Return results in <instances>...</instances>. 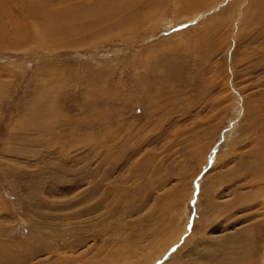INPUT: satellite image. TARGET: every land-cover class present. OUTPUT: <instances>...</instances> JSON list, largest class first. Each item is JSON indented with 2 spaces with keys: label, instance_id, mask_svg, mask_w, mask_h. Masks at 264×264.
<instances>
[{
  "label": "rangeland",
  "instance_id": "374dc122",
  "mask_svg": "<svg viewBox=\"0 0 264 264\" xmlns=\"http://www.w3.org/2000/svg\"><path fill=\"white\" fill-rule=\"evenodd\" d=\"M96 1L103 33L45 28ZM25 3L0 8V264H264V0Z\"/></svg>",
  "mask_w": 264,
  "mask_h": 264
},
{
  "label": "bare ground",
  "instance_id": "6f19581e",
  "mask_svg": "<svg viewBox=\"0 0 264 264\" xmlns=\"http://www.w3.org/2000/svg\"><path fill=\"white\" fill-rule=\"evenodd\" d=\"M9 1H11V0H9ZM15 1L16 2L18 1V2H21V3H25V2L27 3V4L25 3L27 5V7L23 8L22 11L24 9L25 10L27 9L28 10V12H27L28 14L27 15L30 16L31 18H35V19L41 20L40 19L41 17H45V16H41V17H39V16L41 15L40 13L43 12L42 11L43 7H45V5H43L42 3L48 2V0H15ZM4 2H6V0H0V8H1L2 11H4L8 7V6L4 7V5H3ZM101 7H102V5H99V3L96 1L95 6L93 7L92 11H90V12L89 11H86V12L82 11V10L86 9V6L77 7V9H75L73 11L69 8V10H71V11L64 10V11H61V12L60 11L49 12V13L53 14V15L51 14L53 19L51 21H46V22L44 21L45 24H46L44 26H45L46 29H49L50 32L53 31L55 28H61V29L65 28V30L67 32V35L68 34L72 35V33H74L73 35L81 34L82 31H86L87 29L88 30L89 29H94V27H95V28H99L98 31H97V34H98V32L101 34V33H103L102 30H106L107 29V26L115 24L114 22H108V21H110L112 19V17H115L114 14L113 13L112 14H108L107 12H106L107 14L105 12H104L105 14H102L101 12L103 10L101 12L99 11L100 10L99 8H101ZM10 8H12V6ZM14 9H15V7H14ZM17 9H19V7ZM254 10H256V9H254ZM29 11H31V12H29ZM262 11H263L262 9L259 10L257 13H255L252 16V18H256L257 17L258 20L260 19L259 20L260 22L264 21V12L262 13ZM29 13H32V14H29ZM44 15H46V13ZM246 17L247 18L251 17V15H249V12L246 15ZM61 18H63L64 20H62ZM243 18L245 19V17H243ZM244 19H243V24L246 21V19L245 20ZM42 20H44V18H42ZM53 20L55 22L58 21V22H60L62 24L61 25L55 24ZM103 23H104L105 26L102 25ZM48 25L50 27H47ZM57 26H59V27H57ZM62 31H64V29H62ZM84 37H81L76 42L69 41V44L77 45V46L80 45L81 46V45L85 44L86 42H88V38H84ZM254 101H255L254 106H248L246 108L250 112V113H247V114H254L255 115L254 121H259L258 124H254V126H255L254 127L255 137L253 138V143H252L253 144V148L251 150L253 152H255V154H256L255 155V161H254L256 167H260V164H263L262 166H264V95L258 97L257 99H254ZM252 104H253V102H252ZM244 109H245V107H244ZM41 111L42 110L37 109V111L35 112V115H34L35 119L39 115H41L40 114V113H42ZM37 124H38V121H37ZM35 252H36V250H35ZM18 258L19 257L17 256L16 261H15L16 264H20V260Z\"/></svg>",
  "mask_w": 264,
  "mask_h": 264
}]
</instances>
